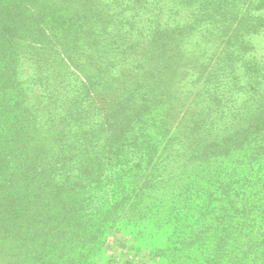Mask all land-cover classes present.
<instances>
[{
  "label": "rangeland",
  "instance_id": "374dc122",
  "mask_svg": "<svg viewBox=\"0 0 264 264\" xmlns=\"http://www.w3.org/2000/svg\"><path fill=\"white\" fill-rule=\"evenodd\" d=\"M93 6L86 35L18 44L26 96L0 111V264L73 255L80 244L55 245L68 211L103 239L99 264H192L180 250L211 248L205 234L228 237L227 264H255L247 240L264 233V25L254 31V10L264 16V0ZM206 11L227 18L214 21L217 34ZM238 21L248 42L225 35ZM116 185L134 195L122 211L106 206ZM176 208L184 226L165 215Z\"/></svg>",
  "mask_w": 264,
  "mask_h": 264
},
{
  "label": "trees",
  "instance_id": "16d2710c",
  "mask_svg": "<svg viewBox=\"0 0 264 264\" xmlns=\"http://www.w3.org/2000/svg\"><path fill=\"white\" fill-rule=\"evenodd\" d=\"M49 1L52 2V6H49L46 3V0H0V111L5 108V104L6 107L11 106L13 109L14 107L18 108L21 105L24 96H26L24 89L19 87L20 81L16 80L15 77L17 74L16 66L19 62L17 55L20 51L17 47H19L18 44L20 41L24 40L30 42L34 39L40 40L41 37L45 36L51 39L53 35L56 36L60 31L65 32L70 30H80L86 35L96 19L97 12L94 6L92 7L94 0H87V3L81 2V4L75 7H70L65 4L63 0ZM165 4L166 3L163 4V7L161 6L162 10L164 9ZM161 9L159 10L160 12H162ZM256 10H254V24H256L254 27L258 28H254V31L258 32L259 28L264 25V16L256 15ZM194 12L195 15H193L190 20L197 23V21L199 22L202 20V17L201 19H198V12H200L198 7H194ZM206 13L207 19L203 23L212 26L210 29L217 34V28L213 26L215 25L214 21L222 20L223 22V19L225 20L227 18L222 17L220 12L218 14L213 12L208 14V11H206ZM202 15L203 13H201V16ZM211 15L214 18L210 17ZM239 22L240 21L235 23L234 27L231 28V31L229 29L225 35L229 39L233 34L236 40H246L248 42L250 36L249 34L242 32L243 29L239 27ZM188 24L189 23H187V25ZM84 27H86V29H84ZM162 30L169 34L171 33L172 28L164 25ZM251 49L253 48H250V50ZM257 78L258 82H262V84L264 83L261 74H259ZM2 103H4L3 106ZM20 130H22L21 132L23 133V129L19 127L18 131ZM22 133L19 134L22 135ZM20 168L24 169L25 166ZM255 178L256 175L254 174V181L256 180ZM121 186L122 185H116L111 189L112 200L106 202L108 208L113 205L114 208H120L119 211H122L123 206L132 204L134 195L123 193L121 190H127V188H121ZM54 195L55 194L50 193L48 196L54 197ZM115 196H118L117 201L114 198ZM180 212L181 208H176L172 213L166 212L165 215L166 217H175L178 225L184 226L186 219L183 218V215H179ZM72 215L73 212L68 211L65 218H62L61 222H58H64V226L59 228L58 225V227H56L57 240L55 245H61L66 248L70 247V245L80 244V249L77 251H72L71 248L67 250L68 254L72 252L75 253L71 256H67L61 264H99V260L103 259V239L99 238L96 241L97 237H95V234L85 233L83 231L84 228H82L78 219L75 221L74 217L75 223L72 222ZM199 221V224H201V219H199ZM232 228L234 230V227ZM211 230H215V228H212ZM235 230V232H237L239 228L236 227ZM206 238L207 234L202 235L200 240L204 245H210L211 248L204 249L205 247L202 245L200 248L195 249L194 253H185V250H180V252L186 256L187 260L191 259V262H193L192 264H219L221 259L222 264H227L223 259L226 256L224 247L227 244L224 247H222V244L224 240L228 239V237L222 239L221 236L213 234L209 236V242H206ZM170 239L171 235H167L166 240ZM247 242H251L252 245H254V252L258 253V261L255 264H263L264 233H254V238L247 240ZM82 243L85 244L88 249H85L82 246ZM208 251L210 252V256L207 258L205 254H207ZM50 252L51 250L44 251L42 254L43 260H47L49 263L50 260H55V257H47V254ZM235 258L236 261L234 264H242L241 258L238 256ZM100 264H102V262Z\"/></svg>",
  "mask_w": 264,
  "mask_h": 264
}]
</instances>
